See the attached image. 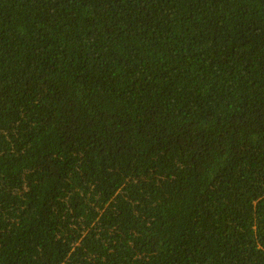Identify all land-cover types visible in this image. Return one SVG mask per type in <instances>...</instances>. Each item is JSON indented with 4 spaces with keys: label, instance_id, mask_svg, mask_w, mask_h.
Wrapping results in <instances>:
<instances>
[{
    "label": "trees",
    "instance_id": "trees-1",
    "mask_svg": "<svg viewBox=\"0 0 264 264\" xmlns=\"http://www.w3.org/2000/svg\"><path fill=\"white\" fill-rule=\"evenodd\" d=\"M0 264H264V0H0Z\"/></svg>",
    "mask_w": 264,
    "mask_h": 264
}]
</instances>
